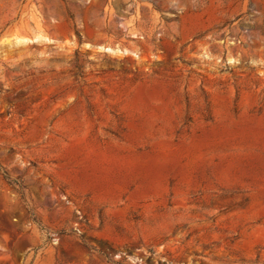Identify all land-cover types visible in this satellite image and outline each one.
Here are the masks:
<instances>
[{
  "label": "rangeland",
  "instance_id": "obj_1",
  "mask_svg": "<svg viewBox=\"0 0 264 264\" xmlns=\"http://www.w3.org/2000/svg\"><path fill=\"white\" fill-rule=\"evenodd\" d=\"M0 264H264V0H0Z\"/></svg>",
  "mask_w": 264,
  "mask_h": 264
}]
</instances>
